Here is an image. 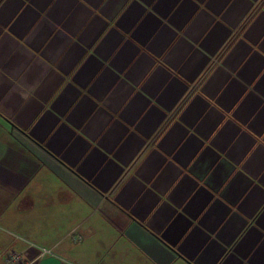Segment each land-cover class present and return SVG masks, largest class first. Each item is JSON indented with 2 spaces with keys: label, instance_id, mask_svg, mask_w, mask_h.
Listing matches in <instances>:
<instances>
[{
  "label": "crops",
  "instance_id": "crops-1",
  "mask_svg": "<svg viewBox=\"0 0 264 264\" xmlns=\"http://www.w3.org/2000/svg\"><path fill=\"white\" fill-rule=\"evenodd\" d=\"M9 249L264 264V0H0Z\"/></svg>",
  "mask_w": 264,
  "mask_h": 264
},
{
  "label": "built area",
  "instance_id": "built-area-1",
  "mask_svg": "<svg viewBox=\"0 0 264 264\" xmlns=\"http://www.w3.org/2000/svg\"><path fill=\"white\" fill-rule=\"evenodd\" d=\"M0 264H29L16 249L0 250Z\"/></svg>",
  "mask_w": 264,
  "mask_h": 264
}]
</instances>
